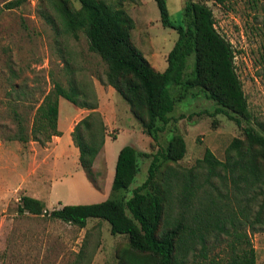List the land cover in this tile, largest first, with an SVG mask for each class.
Here are the masks:
<instances>
[{
	"label": "trees",
	"instance_id": "1",
	"mask_svg": "<svg viewBox=\"0 0 264 264\" xmlns=\"http://www.w3.org/2000/svg\"><path fill=\"white\" fill-rule=\"evenodd\" d=\"M24 1L10 0L4 7L11 9ZM76 1L78 7L72 0H51L55 16L50 21L53 24L57 18L60 22L54 29L75 39L79 32L85 36L88 50L104 64V78H97L128 103L143 133L154 143L169 123L175 104L192 88L215 104L213 111H203L205 114H223L242 130L243 138L229 142L223 160L206 147L192 166L179 167L176 164L186 153V142L173 126L171 136L155 152L133 145L120 148L111 191L104 200L49 210L41 200L21 195L16 212L47 214L79 228L91 218L108 222L112 235H124L128 240L117 252V264H256L251 234L264 225V129L251 124L253 116L236 72L235 50L215 27L212 10L204 0H184L181 20L173 22L166 0H154L162 26L177 33L167 65L158 71L131 40L134 21L124 4L139 0ZM213 1L224 5L230 0ZM247 1L252 8L260 2ZM261 28L264 31V20ZM189 57L192 65L187 72ZM62 62V68L70 73L68 87L51 75L52 89L37 105L29 132L18 118L13 139L44 144L60 135V96L89 110L75 123L70 136L78 150V164L95 184L92 167L105 142L106 124L96 110L95 93L89 97L81 87L70 58ZM170 87L177 91L172 94ZM140 156L150 158L147 175L130 189L139 172ZM221 244L222 249L214 251ZM80 259L75 264H81Z\"/></svg>",
	"mask_w": 264,
	"mask_h": 264
},
{
	"label": "rangeland",
	"instance_id": "2",
	"mask_svg": "<svg viewBox=\"0 0 264 264\" xmlns=\"http://www.w3.org/2000/svg\"><path fill=\"white\" fill-rule=\"evenodd\" d=\"M8 1L0 0V144L7 148L1 155L3 167L17 154L26 169L28 166L34 169L38 160L45 158L38 157L36 150L50 148V141L23 143L13 136L18 128V118L29 132L37 105L43 94L52 89L51 75L68 87L70 73L62 68L65 58H70L75 78L90 93L89 97L95 93L96 110L102 115L110 136L105 153L98 155L92 167L95 184L86 178L85 171L74 159V152H68L75 149L77 153V148L73 146L65 152V172L68 173L62 179H56L54 193L47 201L49 208L45 205L47 209L57 207L58 202L85 204L104 200L111 191L110 174L115 167L117 148L133 145L141 151L155 152L171 136L173 126L186 142V153L176 164L179 167L192 166L203 156L206 147L223 160L229 142L234 137L243 138L242 130L223 114H205L203 111L212 112L215 104L203 92L192 88L183 101L175 104L169 123L154 143L143 133L128 103L97 78L98 75L104 78V64L88 50L85 36L79 32L75 39L54 29L60 27V22L57 18L53 24L50 21L55 16L51 0H25L11 9L4 7ZM72 1L79 6L76 0ZM204 1L213 12L215 27L235 50L236 72L253 116L251 124L257 129L261 125L264 129V31L261 28L264 0H260L257 8H252L247 0H230L224 5L213 0ZM183 5L184 0H166L173 22L181 20ZM124 8L134 21L132 42L155 70H164L167 54L177 38L176 31L162 26L154 0L125 3ZM191 65L192 57H189L187 72ZM176 89L170 87L171 93L174 94ZM61 103L72 107L63 98ZM72 113L69 111L68 116ZM65 126L66 121L60 119L59 127L63 130ZM149 162L150 158H138L139 172L130 189L145 179ZM3 167H0V179L15 180L16 177L8 176ZM9 189L7 187L5 193L11 196L0 198V264H75L80 258L81 264H117V252L127 246L128 240L124 235H112L108 222L91 218L85 227L79 228L47 214H18L15 198L21 193L9 192ZM251 241L256 264H264V225L251 234ZM222 247L223 244L214 251Z\"/></svg>",
	"mask_w": 264,
	"mask_h": 264
},
{
	"label": "crops",
	"instance_id": "3",
	"mask_svg": "<svg viewBox=\"0 0 264 264\" xmlns=\"http://www.w3.org/2000/svg\"><path fill=\"white\" fill-rule=\"evenodd\" d=\"M62 98L63 97L61 96L58 98L57 129L60 132V135H54L51 137V140L49 142L50 148L44 147L41 149L38 148L36 150V154L38 155V157L45 158H43L42 160H38V163L36 164L34 169H30V166H28V169H26L24 165H21V156H19L18 154L12 157L11 160L8 159L7 164L3 167L4 160L2 159L1 155L5 152V149L7 148H5L3 144H0V167L2 166L4 169L7 170L8 176L13 174L14 177H16L15 180L0 179V198H5V196H7L8 198L11 196L10 194L5 193L8 187L10 188L9 192H11L12 190L19 191L21 195H28L41 200L49 208V206L47 205V201H50L49 199H51V195L54 193V183H56V179H62V177H64V175L68 173L65 172V166L67 164L65 152L69 149L74 148L70 133L75 123L89 112V110L79 108L76 105L72 104L70 101L69 102L72 104V107H69L65 104L62 105ZM71 110L73 111V113L69 117L68 113ZM62 118L66 121V126L63 130L59 127V122ZM109 139L110 136L107 134L105 137L103 148L98 153V155L101 152L105 153L104 150H106V148L109 146ZM119 150L120 149L117 148V153L115 151L114 156L116 155L117 157ZM68 152H74V159L78 162V151L76 153L75 149H72ZM98 155L96 156L95 160H97ZM113 174L114 170L112 171V174H110V183L112 181ZM19 197L15 199L18 201ZM61 205L64 204L58 202L57 207Z\"/></svg>",
	"mask_w": 264,
	"mask_h": 264
}]
</instances>
